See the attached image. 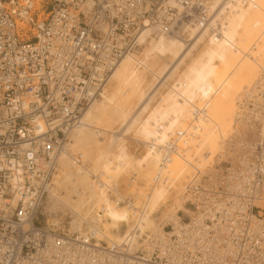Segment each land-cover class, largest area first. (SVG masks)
Segmentation results:
<instances>
[{"label": "bare ground", "instance_id": "bare-ground-1", "mask_svg": "<svg viewBox=\"0 0 264 264\" xmlns=\"http://www.w3.org/2000/svg\"><path fill=\"white\" fill-rule=\"evenodd\" d=\"M27 1L39 20L46 18L41 11L46 0ZM255 2L214 0L217 40L190 26L174 35L153 30L139 35L138 48L112 69L99 93L81 111L76 127L67 132L52 185L41 202L48 224H66L72 233L97 236L111 245L132 242L153 229L145 234L147 238L159 236L171 244L170 235L180 228L196 231L199 224L197 235H207L203 213L214 208L201 209L202 200L224 207L234 191L254 182L257 190L252 203L261 207L264 183L252 175L250 162L256 156L255 147L264 145V61L257 64L253 48L245 52L239 46L240 37L232 42L226 35L229 24L236 34ZM25 12L30 11L23 7L21 14ZM28 16L22 15L19 27L27 29ZM263 32L247 30L246 43L260 42ZM210 40L217 50L203 49ZM201 50L204 54L199 55ZM244 61L259 65L250 82L242 72ZM150 77L155 86L149 90ZM162 90L168 92L158 98ZM250 99L254 100L251 108L247 107ZM133 143L143 148L135 161L128 152ZM128 167L141 168L137 187L129 195L120 189L109 193L107 189L117 186L118 172ZM195 180L209 190L216 181L220 186L226 183L225 189L231 191L224 197L217 192L218 200L195 196ZM117 197L126 208H120ZM184 217L189 218L186 223ZM251 219L264 227V221ZM167 225H171L169 232ZM103 260L115 262L109 254H99L97 261Z\"/></svg>", "mask_w": 264, "mask_h": 264}, {"label": "built area", "instance_id": "built-area-1", "mask_svg": "<svg viewBox=\"0 0 264 264\" xmlns=\"http://www.w3.org/2000/svg\"><path fill=\"white\" fill-rule=\"evenodd\" d=\"M29 3L0 0V264H264V227L251 219L264 221V209L252 203L254 182L234 191L224 207L200 201L201 209L214 208L203 213L207 235H197L199 224L196 231L180 228L170 235L171 244L144 233L111 245L33 221L67 132L112 69L138 48L139 35L147 30L174 35L190 26L217 40L219 25L214 0H46L42 20ZM23 7L30 12L21 14ZM22 15H29L27 29L18 26ZM263 150L256 146L250 162L262 183ZM225 184L216 181L209 190L195 180L192 186L195 196L218 200L231 191ZM112 189L118 188L107 191ZM99 254L115 262L97 261Z\"/></svg>", "mask_w": 264, "mask_h": 264}, {"label": "rangeland", "instance_id": "rangeland-1", "mask_svg": "<svg viewBox=\"0 0 264 264\" xmlns=\"http://www.w3.org/2000/svg\"><path fill=\"white\" fill-rule=\"evenodd\" d=\"M263 8H264V0H256L255 4H253V6L251 8H249V11L246 14L247 18H246L245 22L241 25V27L237 30L236 34L234 31H232V29L234 28V26L232 24H229L227 29H226V35L229 36V38H231L232 42L234 41V39L240 37V41H242L243 43H239V46L242 50H245V52H248L247 49H249V50H251L252 48L254 49L253 51H251L252 57L255 60V62L259 65L262 64V62L264 61V43H260V42H264V32H263V36H262L260 42H258V43H246L250 38V36H246V31L248 30V32L250 34H259L262 31H264V18H263L264 15L262 13ZM229 20L230 19L227 20V23H229ZM243 29H245V30L243 31ZM236 35H239V36H236ZM184 36L185 37L187 36L186 33L181 34V37L183 39L185 38ZM186 38H185V40L188 39V38L187 39ZM253 45H255V46H253ZM208 46H212L216 50L218 49L216 45H212L211 40L206 41L203 49L207 48ZM184 47L185 46H183V48ZM142 52H144V51H142ZM201 54H204V50H201L199 55H201ZM258 66H256L255 64L246 63L245 61L241 63L242 72H243L247 82H250L252 80V78L256 74V71L258 70V68H257ZM148 79H149V84H150V85H148V87H151V88H149V90H150L155 85L153 84L154 81L150 80L151 77ZM155 82H157V81H155ZM152 84H153V86H151ZM163 92H164L163 90L161 92H159L157 94V97L159 98V97L166 96L165 94L168 91L165 92L164 94H163ZM160 93L162 94L161 96L159 95ZM156 102H157V104H159V99H157ZM194 111H195V109H194ZM202 129H204V125H201V131H202ZM128 145H130V144H128ZM136 147H137V149H136ZM141 149H143V148L140 145H138L137 143H133V145H130V147L128 146V152H129L130 156H132V159L134 161L136 159H138L140 157V155L142 154V153H140ZM136 152L138 155L135 154ZM210 164H208V165H210ZM208 165H206V166H208ZM140 169L141 168L135 169V167H128V168L123 169L122 171L118 172V175L120 174V177L118 179L119 181L117 180V188L121 190V191H119L120 193L122 192V193L126 194V192H127V194H128L134 187H137V183L141 179V173H140L141 170ZM185 195L186 194H184V196ZM263 197H264V195H263ZM263 197H261L260 202H261V207L264 209V198ZM113 198H115V196H113ZM117 200H119L117 203L120 206V208H126V206H127L126 203L122 202L118 197H117ZM125 204H126V206H125ZM42 207H43V205L41 206V208L38 212V215H37V219H36L37 225H39L41 227L42 226L47 227V228L52 229V230L55 229L56 231L61 232V233H66V234L72 233V231L68 230V227L66 226V224H61L59 226L56 223H52L50 221H49L50 223L48 224L46 222V217H45L46 214L42 212L43 211ZM188 220H189L188 217H184L182 219V222L186 223ZM123 228L124 227H122V229ZM152 231H153V229H151L148 232V234L149 233L151 234ZM146 237H147V235H146ZM97 240H98V238H97ZM99 241L108 243V241L106 242V240L104 241V239H100ZM135 244L137 245V242Z\"/></svg>", "mask_w": 264, "mask_h": 264}]
</instances>
